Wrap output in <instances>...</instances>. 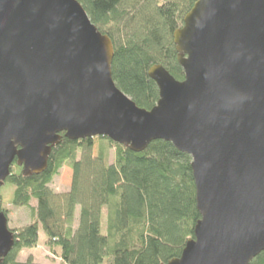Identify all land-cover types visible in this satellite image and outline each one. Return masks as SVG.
Here are the masks:
<instances>
[{
  "label": "water",
  "instance_id": "water-1",
  "mask_svg": "<svg viewBox=\"0 0 264 264\" xmlns=\"http://www.w3.org/2000/svg\"><path fill=\"white\" fill-rule=\"evenodd\" d=\"M181 82L160 65L139 109L112 81L113 46L76 0H0V188L40 175L61 140L191 158L193 237L167 264H249L264 252V0H196L173 33ZM15 234L0 212V264Z\"/></svg>",
  "mask_w": 264,
  "mask_h": 264
},
{
  "label": "trees",
  "instance_id": "trees-1",
  "mask_svg": "<svg viewBox=\"0 0 264 264\" xmlns=\"http://www.w3.org/2000/svg\"><path fill=\"white\" fill-rule=\"evenodd\" d=\"M76 1L111 41L112 81L136 107L150 111L158 101L147 75L151 67L160 65L183 81L172 36L196 0ZM106 144L115 151L112 164ZM190 164L188 155L163 141L133 153L106 138L68 141L61 134L40 175L23 177L12 165L16 171L5 181L14 188L11 204L29 208L31 222L10 230L14 247L1 264H36L17 256L36 246L40 229L58 249L60 264H167L179 258L200 220ZM64 165L71 184L57 195L49 185ZM249 264H264V252Z\"/></svg>",
  "mask_w": 264,
  "mask_h": 264
},
{
  "label": "rangeland",
  "instance_id": "rangeland-1",
  "mask_svg": "<svg viewBox=\"0 0 264 264\" xmlns=\"http://www.w3.org/2000/svg\"><path fill=\"white\" fill-rule=\"evenodd\" d=\"M99 142L96 140V144ZM108 156H107V163L112 164L114 162V148L108 147ZM96 153V151H95ZM16 168L11 167V172H15ZM71 170L68 165H64L57 176L52 179V182L49 185V189L57 194V195H64L69 191L70 184H71ZM13 190L14 188L5 183L0 188V209L6 212L7 218V227L9 230H19L26 225L30 224L31 216H30V209L26 207H14L11 204L12 197H13ZM35 202H30V207H34ZM77 215L78 212L75 214V220L73 223V228L77 226ZM104 218H103V227H104ZM27 260H31L33 263L36 264H60L59 256H58V249L55 247H51L47 243V239L42 232L39 230L38 234V241L36 246L33 249H27L21 251L17 256L18 262H26Z\"/></svg>",
  "mask_w": 264,
  "mask_h": 264
}]
</instances>
